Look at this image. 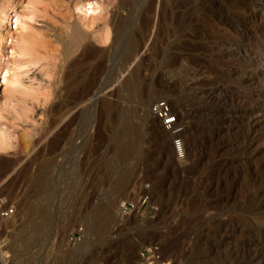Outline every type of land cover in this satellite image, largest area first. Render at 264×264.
I'll return each instance as SVG.
<instances>
[{
    "label": "rangeland",
    "instance_id": "1",
    "mask_svg": "<svg viewBox=\"0 0 264 264\" xmlns=\"http://www.w3.org/2000/svg\"><path fill=\"white\" fill-rule=\"evenodd\" d=\"M33 1L38 60L22 91L0 85L17 204L0 264H147L144 246L156 264H264V0ZM141 190L158 208L122 216Z\"/></svg>",
    "mask_w": 264,
    "mask_h": 264
},
{
    "label": "bare ground",
    "instance_id": "2",
    "mask_svg": "<svg viewBox=\"0 0 264 264\" xmlns=\"http://www.w3.org/2000/svg\"><path fill=\"white\" fill-rule=\"evenodd\" d=\"M35 4L33 0L22 3L20 6L14 0L0 2V85L4 84L5 90L22 91L23 76L38 60L35 26L38 21V6ZM77 10L85 15L101 13L99 5L94 0L81 3ZM14 15H16L15 26L10 20ZM86 17L88 18V16ZM80 18L84 17L80 15ZM110 106V102L107 101L103 104L106 110ZM8 143L9 139L6 133L0 130V150L8 149Z\"/></svg>",
    "mask_w": 264,
    "mask_h": 264
},
{
    "label": "built area",
    "instance_id": "3",
    "mask_svg": "<svg viewBox=\"0 0 264 264\" xmlns=\"http://www.w3.org/2000/svg\"><path fill=\"white\" fill-rule=\"evenodd\" d=\"M10 20H12L13 26H15L16 15L10 18ZM149 110L159 120L161 127L169 135L174 153L178 157H184L186 155L185 125L180 121L179 112L174 105L165 97H156L151 101ZM151 196L150 190H141L136 196L125 199L120 203L119 213L122 216H129L135 212L143 215L148 209L146 208L148 205L150 206V210L157 209L158 206L151 203ZM16 214V202L0 185V231L6 230V226L14 219ZM80 235L74 232L71 239L77 240ZM154 252L153 248L144 246L140 248L139 256L147 264H156L158 263V259Z\"/></svg>",
    "mask_w": 264,
    "mask_h": 264
}]
</instances>
